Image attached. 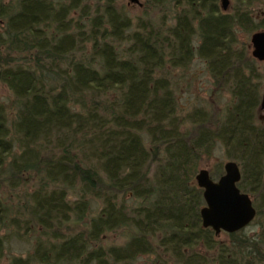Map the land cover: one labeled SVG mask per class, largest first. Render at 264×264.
I'll return each mask as SVG.
<instances>
[{"label":"trees","instance_id":"trees-1","mask_svg":"<svg viewBox=\"0 0 264 264\" xmlns=\"http://www.w3.org/2000/svg\"><path fill=\"white\" fill-rule=\"evenodd\" d=\"M144 1L160 21L134 20L116 0H0V83L13 95L0 104V262L11 239L32 237L14 264H264L261 76L237 36L264 29L259 0L227 11ZM195 58L229 93L220 118L179 114L169 74ZM218 144L256 210L253 236L202 226L195 176ZM28 182L23 201L3 198ZM109 233L120 242L104 246Z\"/></svg>","mask_w":264,"mask_h":264},{"label":"rangeland","instance_id":"rangeland-1","mask_svg":"<svg viewBox=\"0 0 264 264\" xmlns=\"http://www.w3.org/2000/svg\"><path fill=\"white\" fill-rule=\"evenodd\" d=\"M87 1L90 2V4L93 6V3H95L96 0ZM116 2L118 8H121L129 17L133 18L134 20L137 18L144 19L146 18V14L151 18V20L155 22L160 21L162 17L161 11L159 15L158 10L151 9L144 0H138L140 5L132 3L129 0H116ZM218 5L221 8L220 0H218ZM232 5V0H228L227 10H230ZM252 17L255 23H259L264 20V0H259L253 5ZM258 31H264V29H260ZM253 33L255 32L245 33L240 30L237 32L240 46L245 47L249 56H252L250 39ZM256 63L261 76L258 86L260 89V93H262L264 91V62ZM169 75H171L172 77V88L178 100V110L180 115L185 116L187 113L193 111L194 109L202 108L207 112L215 115V117H221L223 109L230 101L229 93L224 88L218 90L213 85V82L206 70V66L203 61L195 58L192 65H190L188 68L173 70ZM12 100V93L2 83H0V104L5 105L8 108L10 107L9 104ZM215 117L213 116L214 119ZM254 123L258 126H264V111H261L260 109L257 110V112L255 113ZM186 129L191 135L195 133V127H192L190 123H187ZM227 161L229 160L225 157L223 149L218 144L216 145L211 156L208 159H204L202 161L199 170L206 169L209 172L210 177L216 181L220 174L224 172L223 166ZM30 185L31 183L28 182L27 184L21 185L22 187L15 190L4 187L2 189L3 198L7 202L13 201L14 204L17 200L23 201L25 197L24 194ZM257 205H263L262 208H264V204L262 203L260 198H258L257 200ZM99 208L100 203L98 201L92 200L89 216H93L99 210ZM245 229L246 234L249 236H253L259 231L257 225H250ZM219 238L221 240H227L225 234L223 233L219 235ZM120 240L121 236L119 233H109L104 237L102 244L104 246H107L113 244L114 242L118 243L120 242ZM33 243L34 239L32 237H28L25 240L14 238L11 239L10 243H8L6 246V251L0 264H14L18 259H25L27 257V254L31 252ZM145 262H147L148 264L150 263L148 258L141 259L140 263L143 264Z\"/></svg>","mask_w":264,"mask_h":264},{"label":"water","instance_id":"water-1","mask_svg":"<svg viewBox=\"0 0 264 264\" xmlns=\"http://www.w3.org/2000/svg\"><path fill=\"white\" fill-rule=\"evenodd\" d=\"M139 4L138 0H129ZM222 11H227L228 0H220ZM140 5V4H139ZM252 57L264 61V31L251 35ZM260 109L264 111V91L261 94ZM223 174L215 181L206 169L195 176L198 188L203 191L204 206L200 210L203 228L211 229L216 236L221 233L233 234L248 227L256 216V210L247 193L237 187L241 179L239 166L227 161Z\"/></svg>","mask_w":264,"mask_h":264},{"label":"flooded vegetation","instance_id":"flooded-vegetation-1","mask_svg":"<svg viewBox=\"0 0 264 264\" xmlns=\"http://www.w3.org/2000/svg\"><path fill=\"white\" fill-rule=\"evenodd\" d=\"M258 32H259V31H258ZM251 47H252V46H251ZM256 62H258V63H263L264 61H263V62H259V61L256 60ZM261 94H262V93H261ZM259 109H260V105H259ZM260 110H261V109H260ZM261 111H262V110H261Z\"/></svg>","mask_w":264,"mask_h":264}]
</instances>
